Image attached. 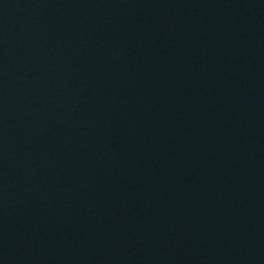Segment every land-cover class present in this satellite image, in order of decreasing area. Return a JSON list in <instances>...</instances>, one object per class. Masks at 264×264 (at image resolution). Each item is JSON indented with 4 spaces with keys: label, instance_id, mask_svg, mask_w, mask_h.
Here are the masks:
<instances>
[{
    "label": "water",
    "instance_id": "water-1",
    "mask_svg": "<svg viewBox=\"0 0 264 264\" xmlns=\"http://www.w3.org/2000/svg\"><path fill=\"white\" fill-rule=\"evenodd\" d=\"M0 264H264V0H0Z\"/></svg>",
    "mask_w": 264,
    "mask_h": 264
}]
</instances>
